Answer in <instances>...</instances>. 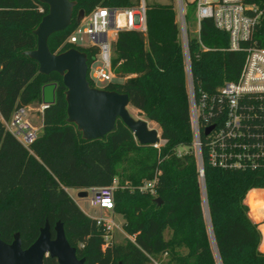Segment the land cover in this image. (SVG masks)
Segmentation results:
<instances>
[{"label": "trees", "instance_id": "1", "mask_svg": "<svg viewBox=\"0 0 264 264\" xmlns=\"http://www.w3.org/2000/svg\"><path fill=\"white\" fill-rule=\"evenodd\" d=\"M70 1L77 2L73 23L49 38L53 54L73 48L64 45L79 11L89 15L97 7H137L141 2ZM145 1L148 31L121 32L116 39L113 70L125 81L104 89L129 95L132 107L161 128L160 147L140 145L121 120L105 138L83 140L67 123L63 78L39 74V63L25 55L38 48L34 31L48 7L38 0H0V235L10 244L18 233L27 250L47 222L54 238L55 227L63 223L69 243L85 264H264V191L254 190L264 189V173L223 170L204 154L201 178L175 0ZM189 40L197 93L214 94L224 83L239 79L246 56L228 51L230 39L214 22L203 21L200 38ZM254 44L264 48V17L249 42ZM83 52L91 66L98 48ZM48 84L57 85L56 102L43 110V133L26 148L5 123L17 110L41 104ZM154 179V193L142 192ZM115 181L113 211L124 218L122 230L128 237L104 248V231L67 189L112 187ZM44 264L59 263L46 257Z\"/></svg>", "mask_w": 264, "mask_h": 264}, {"label": "built area", "instance_id": "2", "mask_svg": "<svg viewBox=\"0 0 264 264\" xmlns=\"http://www.w3.org/2000/svg\"><path fill=\"white\" fill-rule=\"evenodd\" d=\"M174 6L187 58L189 110L201 178L204 177V154L214 167L223 170L264 173V48L257 44L249 45L264 17V0H175ZM190 7L195 8V34L198 38L203 21L211 20L230 39L228 51L241 52L246 56L239 79L224 83L214 94L202 90L197 93L193 89L187 22ZM126 31L143 34L148 31L145 0H141L137 7H97L77 23L64 46L71 45L81 51L98 48L88 75L96 87L98 83L108 85L117 78L113 70V47L119 33ZM84 36H88L91 46L84 45ZM5 125L26 148L40 137L38 129L30 121L28 107L17 110ZM210 128L214 129L206 134ZM157 183L156 179L147 181L141 191L154 193ZM116 187L117 181L112 187L88 189L91 207L113 212ZM95 220L105 233L104 248L114 243L117 229L124 233L116 220L109 216L101 215Z\"/></svg>", "mask_w": 264, "mask_h": 264}, {"label": "water", "instance_id": "3", "mask_svg": "<svg viewBox=\"0 0 264 264\" xmlns=\"http://www.w3.org/2000/svg\"><path fill=\"white\" fill-rule=\"evenodd\" d=\"M46 5L49 13L43 17L34 31L38 48L26 51L25 55L39 63V74H59L66 87L67 123L76 127L82 133L85 141L103 139L115 131L116 123H122L133 132L137 142L142 145L157 146L162 143L158 130L149 128L148 121L136 119L129 110L130 96L116 91H108L92 87L89 81V60L85 52L76 47L53 54L48 44L49 38L58 32L69 29L73 23L76 1L70 0H38ZM86 13L79 11L76 22L80 23ZM94 60V59H93ZM56 84L45 85L42 89L45 108L56 102ZM44 108V109H45ZM214 128L207 130L209 134ZM87 190H81L80 198L88 197ZM162 204V200H156ZM52 235L51 226L47 222L40 232L38 240L27 250L22 247L21 236L15 234V240L7 244L0 235V264H44L46 257H52L59 264H85V259H79L77 251L68 241L63 223L55 227Z\"/></svg>", "mask_w": 264, "mask_h": 264}, {"label": "rangeland", "instance_id": "4", "mask_svg": "<svg viewBox=\"0 0 264 264\" xmlns=\"http://www.w3.org/2000/svg\"><path fill=\"white\" fill-rule=\"evenodd\" d=\"M147 2L151 3V4H157V3L160 4V3H165L166 0H147ZM187 22L189 23V36L190 37H196L195 32H196L197 24L195 23V8L194 7L188 8ZM83 43L85 46H91V43H89L88 36H84ZM183 45H184V42H183ZM114 51H115V45L113 47V53H112L113 57L115 56ZM114 81H115L114 83H123L125 80L117 77V78H115ZM106 85L107 84H104V83H98L97 87L103 89ZM43 110H44L43 109V102L41 104L36 102V103H34L28 107V111L30 114V121L33 124V126H35L38 129L40 135H42V133H43V113H42ZM129 110L131 111V113L133 114V116L136 119H142L144 121H148L149 128L158 130L159 134L161 135V133H162L161 128H159V126L155 122L148 120L144 113L136 110L132 106H130ZM136 142H137V140H136ZM161 145H163V141H162ZM181 151L186 152L187 148H182ZM117 185H118V181H117ZM254 190H258V189H254ZM68 193L78 203V205L86 213V215L90 216L93 219H95L96 217L101 216V215L109 216V217L116 220L117 224L120 226V228L122 230V224H124V218L122 216L114 213V211L113 212H105L99 208H96V209L92 208L90 205V198H91L90 193H89L88 197H86V198H80L78 196L79 192L75 189H68ZM249 209H250V207H249ZM205 211H207L206 207H205ZM250 214H251V212H250ZM257 223L259 226H261V223H259V222H257ZM263 223H264V220H263L262 224ZM115 233H116L115 234V242H122L127 238L126 234L122 233V231H120L118 229L115 231Z\"/></svg>", "mask_w": 264, "mask_h": 264}, {"label": "crops", "instance_id": "5", "mask_svg": "<svg viewBox=\"0 0 264 264\" xmlns=\"http://www.w3.org/2000/svg\"><path fill=\"white\" fill-rule=\"evenodd\" d=\"M68 190V189H67ZM258 190H263L264 191V189H258ZM78 192H80L81 190L80 189H78L77 190ZM253 191V190H252ZM78 204V203H77ZM249 206V205H248ZM106 212V211H105ZM250 217H251V214H250ZM251 219H252V217H251ZM252 221H254L253 219H252ZM255 222V221H254ZM255 223H257V222H255ZM258 224V223H257ZM122 226H123V224H122ZM259 229H260V226H259ZM262 231V230H261ZM263 233V232H262ZM263 236H264V234H263ZM263 242H264V239H263ZM263 242H262V244H263Z\"/></svg>", "mask_w": 264, "mask_h": 264}]
</instances>
